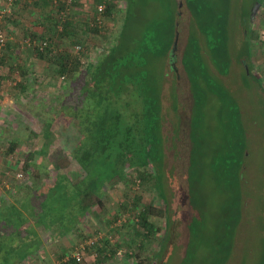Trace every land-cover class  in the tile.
<instances>
[{
  "label": "rangeland",
  "instance_id": "1",
  "mask_svg": "<svg viewBox=\"0 0 264 264\" xmlns=\"http://www.w3.org/2000/svg\"><path fill=\"white\" fill-rule=\"evenodd\" d=\"M114 2L118 7L101 35L84 27L92 21L94 0H75L70 10L77 30L63 37L62 42L66 48L78 43L86 47L80 56V71H84L88 57L94 60L118 37L128 3ZM256 4L255 0H131L129 29L123 39L131 46L140 40L141 45H151L156 52L170 47L164 59L151 58L152 68L163 83L164 173L158 174L160 185L155 188L151 183H134L135 173L129 170L127 182L120 181L107 190L104 199L110 217L103 232L132 253L108 259L105 264H264V92L258 81L260 78L264 84V0ZM46 9H41L43 15ZM36 11L33 17L23 16L25 20L19 21L28 22L43 34L46 26L53 24L52 14L40 19V10ZM249 14L253 16L251 57L239 58L249 44L250 36L243 37L242 25L243 15L249 19ZM10 20H3L2 26ZM176 23L172 41V26ZM222 26L229 36L228 51L225 59L216 60L207 34L214 37L206 30L214 29L221 35ZM27 32L15 35V43L21 52L19 58L39 80L42 73L54 72L32 51H21L20 42ZM182 59L190 65L189 75ZM8 62L3 72L6 78L0 82V190L11 185L18 171L24 174L22 180L32 179L26 168L31 146H35L33 157L37 163H53L56 159L69 165L79 141L77 132L64 120L54 129L48 145L42 136V120L54 104L47 103L45 95L59 89L58 77L52 84L39 81L37 90L27 91L28 97H22L12 84L18 78ZM226 62L227 73L222 74L218 68L226 67ZM31 131L39 137L28 145ZM13 139L21 143L10 152L9 142ZM243 147L246 152L240 158L239 148ZM239 162L242 165L237 170ZM232 171L237 175L234 172L230 176ZM145 204L166 210L165 217L151 216L157 229L152 236L136 226V215ZM95 227L91 221L86 227L88 236L97 235ZM73 241L47 243L42 253L45 258H40L51 263L53 255L68 251ZM86 264L91 261L88 259Z\"/></svg>",
  "mask_w": 264,
  "mask_h": 264
},
{
  "label": "trees",
  "instance_id": "2",
  "mask_svg": "<svg viewBox=\"0 0 264 264\" xmlns=\"http://www.w3.org/2000/svg\"><path fill=\"white\" fill-rule=\"evenodd\" d=\"M105 1L106 9L102 19L107 23L118 6L114 0ZM255 1L257 6L262 0ZM74 3L75 0L70 2L68 0H32L30 3L18 0V4L24 8L30 5L33 11L35 8L40 10V19L44 16L48 18L47 14L42 16L43 7H50L53 12H51L53 16L50 17L53 19V24L46 26L49 28L46 35L41 33L39 35L30 29L20 42L21 51L27 50L30 53L32 51L34 57L53 69L54 73L49 75L57 76L61 81L58 90L59 93L60 91L63 93L45 95L47 103L54 104L50 105L51 108L46 113L43 122L44 124L47 122V126L43 127L42 136L47 141L51 140L55 129L53 127L59 120H64L77 132L79 141L75 145L73 161L69 165L61 164L56 159L53 163H37L33 157L35 146L30 147L31 154H29L28 163L26 162V168L29 167L30 174L33 175L32 181L13 184L11 196L8 199L0 198V264H20L26 258L33 256L41 249L44 236L56 227L62 228L61 235L78 229L94 208H105L104 198L107 190L120 181L127 182L131 177L129 170L135 173L134 183L141 185L151 183L155 188L160 185L158 174L164 173L163 83H160L161 80L159 82L152 68L151 58L164 59L170 47L156 52L151 45L146 47L141 45L140 40H136L135 46H131L123 39L128 33L130 24L128 14L131 9V0H127L128 7L125 12L127 15L124 13L117 39L93 62L88 61L84 71H80L82 67L80 56L85 53L86 47L76 53L74 46L66 48L62 42L63 37L70 34L72 30H76L71 19L72 11H70ZM42 22L37 21V24ZM242 22L243 37H250L249 44L245 45V52L239 58L244 55L250 58L251 41H253L250 31L253 16L248 19L243 15ZM176 26L177 23L172 26L174 31L172 41L176 37ZM91 27L93 28L87 26L85 29L90 28L97 35L105 33V29L100 28L98 24ZM203 28L205 30L206 27L203 25ZM51 30L53 32H50ZM206 31L214 37L211 38L205 32L210 44V52L214 53L216 60L220 57L225 59L229 39L226 29L221 27V35L214 29ZM27 38H30L32 43L25 45ZM42 41L48 43L46 47L42 48L40 43ZM134 41L130 40V42ZM11 45L7 40L6 45L0 49L2 52L0 65L3 68L0 73V82L1 78H6L3 73L4 65L9 61L8 64L14 76L18 78L12 80L14 88L28 97L26 92L32 88L33 91L37 90L38 85L36 81L33 82L32 72L26 67L28 64L19 58L21 52L16 51V44L15 47ZM73 51L77 56L73 54ZM5 52L10 55H5ZM247 62L250 65L248 59ZM182 63L189 75L190 65L186 62L184 64V59ZM227 67L226 62V67L220 66L218 70L226 74ZM28 80L32 82L29 83ZM258 81L264 92L263 82L260 78ZM38 137V133L29 132L28 145L34 144L35 138ZM49 142L46 144L48 145ZM20 143L17 139L9 142L10 152L16 151ZM245 152L244 147L239 148L240 158L245 155ZM228 164L234 166L231 163ZM241 165L242 162H239L237 170ZM234 172L237 175L236 171H232L230 176H233ZM161 196L164 198L165 192ZM165 213L166 210L145 204L136 215V226L147 236H152L157 229H154L150 221L151 216L165 217ZM117 218L118 216L113 217L112 220ZM91 237L85 235L80 243H84ZM39 239L40 242L37 241ZM103 247L105 249L100 250L97 263H100L101 259H112L118 256V251L122 249L119 242L113 243L110 239L104 241ZM88 248L89 245L86 244V252ZM129 253L132 251L125 252V254ZM84 254L81 261L72 257L65 264H86Z\"/></svg>",
  "mask_w": 264,
  "mask_h": 264
},
{
  "label": "crops",
  "instance_id": "3",
  "mask_svg": "<svg viewBox=\"0 0 264 264\" xmlns=\"http://www.w3.org/2000/svg\"><path fill=\"white\" fill-rule=\"evenodd\" d=\"M5 2H6V0H0V8L5 6ZM28 3H30V2H28ZM16 5L17 6H15V9L11 13V15H7L6 18L4 19V20H6L8 18H11V20L9 22L5 21V22H7L6 26H3L5 29H7V33H8V35L11 38L10 44H12L11 46H13V47H15L14 45L16 44L15 42L17 40L16 37H14L15 35H19L22 30H24V32H26V29H28V30L31 29L32 31L34 29H36V27H30V24L28 22L27 23H22L21 21H19V19H24L23 16H27V17H31L32 16L33 17L34 14L37 13V11L34 9V11H35L34 12L31 9L30 5L27 6V10L23 6L19 5L18 3ZM46 8H47L46 9L47 15H49V17H50V14H51L52 11H51L50 7H46ZM40 13H41V11H40ZM43 14H44V12H42V15ZM88 26H90V28H93V27H91V25H88ZM84 27H87V26L85 25ZM90 28L88 30H90ZM100 28H104L105 29V25L101 26ZM48 29L49 28H47V31L43 32V35H46L48 33ZM33 32H36V33L40 34V32H37L36 30H34ZM79 41H81V39ZM15 48H16L17 52H20L19 51V47L17 45H16ZM4 54L5 55L6 54L10 55L7 52H5ZM91 58H92V56L88 57V61H90ZM55 78H57V76H53V75H49V74L44 75V73H42L40 79L39 80L33 79V82L36 81V85H37V83H39V81L40 82H45L46 84L50 82L52 84V83H54L53 81L55 80ZM28 82L31 83L32 80L31 81L28 80ZM36 85H35V87H36ZM32 90H33V88H32ZM55 91H56L57 94L63 93L62 91H60V93H59L58 88ZM21 96L25 97V96H23V94ZM22 97H21V99H22ZM0 100H1V98H0ZM2 105H3V103H0V109H1ZM29 120H34V117L30 118ZM44 120H45V117H44ZM44 120H42V122ZM61 122H62V120H59L58 123L53 128H57L61 124ZM29 124L30 123H28V125ZM34 124H35V121L31 122V125H34ZM65 124H67V123L65 122ZM42 125H43V127L45 126V128H46L47 122H45V124L43 122ZM30 181H32V179L31 180H28V179L27 180H22V179H18L16 177V175H15L14 179L10 181L11 185L4 187L5 186L4 185L5 182L3 184L4 186L2 185L4 187V189L2 188V190H0V198H5V199L7 198L8 199L11 196L10 195V191L12 189L13 184H16V183H28ZM107 209H108V207L106 208V206L103 209H100L99 207L98 208H94L93 212L90 213L89 215H87V217H85L84 222L79 225L78 229L71 230L70 232H67L64 235H61V233H63L62 228L61 227H56V229L52 230L51 233H48V234L45 235L46 239H45V236H44L43 245H42L41 249L38 251L39 253L36 252L33 256L26 258V260H24L20 264H65L66 262L70 261L71 255L74 253V251L76 249V246L80 243V241L83 239V237L88 234L87 233L88 231H86V227L89 225V223L91 221H94L96 223L94 234L97 233V235H101V238L98 240V244L96 246H94V247L93 246H89L88 251L87 252L85 251L84 261L86 262L89 259L91 261V264H105V262L109 261L108 258L107 259H101L100 263H97L98 262L97 259H98V256L100 255V250H104L105 249L103 247L104 246V241H107L111 237L107 233L103 232L104 229L107 228V221H108V218L110 217V214H109V212H107ZM100 223L101 224L103 223L104 227H102V225ZM68 240H74L73 241L74 243L71 244L73 246L68 251L64 252L63 254H60L59 256H54L53 255L54 258L51 260L52 261L51 263L45 262L42 258H40V256L45 258V256L42 253H43L44 250L46 251L45 246H46L47 243H49V242H57V241L68 242ZM68 257H69V260L66 261V259ZM92 257H93V260H92ZM118 264H128V262L124 261V262H121V263H118Z\"/></svg>",
  "mask_w": 264,
  "mask_h": 264
},
{
  "label": "built area",
  "instance_id": "4",
  "mask_svg": "<svg viewBox=\"0 0 264 264\" xmlns=\"http://www.w3.org/2000/svg\"><path fill=\"white\" fill-rule=\"evenodd\" d=\"M20 1H27V2H31L32 0H20ZM71 0H68V2H70ZM95 4H94V13L92 15V21L89 22L91 26H94V24H98L100 27L105 25V22L102 19V14L104 13L105 9H106V1L105 0H94ZM97 1V2H96ZM18 3V0H6L5 2V6H3L2 8H0V49L6 45L7 43V34L5 29L2 26V22L3 20L6 18L7 15H11V13L13 12V7L16 6V4ZM60 28H62L61 26H59ZM32 41L30 40V38H27L25 40V45L27 44H31ZM43 47L47 46V42L46 41H42L40 42ZM84 50V47L81 43H78L74 46V51L76 53L80 52ZM93 58V57H92ZM92 58L90 60H92ZM2 59V52H0V60ZM93 61V60H92ZM3 68L0 65V73H2ZM63 78V77H62ZM16 177L18 179H22L24 178V174L22 172H18L16 174ZM101 238V235H96V236H92L90 239L86 240L84 243H80L76 246V249L74 251V253L71 255V258H75L77 261H81L83 258V254L86 250V244H88L89 246H96L98 244V240ZM111 238V237H110ZM125 252H127V249H120L117 253L118 256H122ZM69 260V257L66 259V261Z\"/></svg>",
  "mask_w": 264,
  "mask_h": 264
}]
</instances>
